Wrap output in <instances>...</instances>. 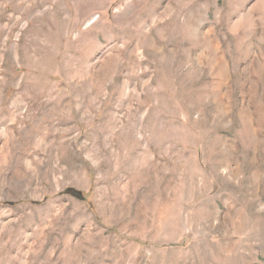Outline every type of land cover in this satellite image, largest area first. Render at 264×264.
<instances>
[{"label":"rangeland","instance_id":"1","mask_svg":"<svg viewBox=\"0 0 264 264\" xmlns=\"http://www.w3.org/2000/svg\"><path fill=\"white\" fill-rule=\"evenodd\" d=\"M0 264H264V0H0Z\"/></svg>","mask_w":264,"mask_h":264}]
</instances>
